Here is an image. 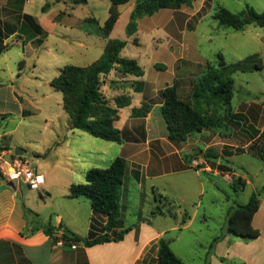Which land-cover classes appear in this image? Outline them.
Instances as JSON below:
<instances>
[{"label":"crops","instance_id":"0c3cea01","mask_svg":"<svg viewBox=\"0 0 264 264\" xmlns=\"http://www.w3.org/2000/svg\"><path fill=\"white\" fill-rule=\"evenodd\" d=\"M28 1L0 0V22L3 24L4 32L8 33L5 28L8 25L21 26L23 18H20V15L29 14L36 19L47 33V36L40 44H36L40 35L31 38L19 31L11 33L5 38V43L9 44V48L0 53V61L2 60V54L9 51L16 43L21 44L23 51L28 50L31 55L33 54L31 46L39 49L47 44L50 31L45 23L46 20L42 18L44 14L38 12L32 3L28 4ZM134 4L135 2L126 10L129 16ZM32 10L36 12L34 13ZM43 12L45 13L46 10L43 9ZM119 12L122 16V12ZM60 15L59 13L50 19L52 28L62 23L58 21ZM87 17L89 16L79 18L72 23V26L78 25L82 28L83 20ZM63 25L66 24L63 23ZM247 27L246 29H248ZM259 27V30H255V40L258 47L254 53L249 55L259 54L263 62V68L243 72L262 71L264 69V27ZM217 28L220 29V26H217ZM246 29L243 31H246ZM138 32L136 36H132L134 38L138 37ZM191 41L192 44L185 45L187 50L185 49L183 54L175 56L174 77L172 81L167 82L165 85H159L157 82L148 79L146 70L142 77L133 75L116 76L118 79L116 84L120 85L119 88L117 86L110 87L109 83L105 82L102 89L113 102L115 97L123 93L130 94L132 97L131 104L120 109V119L115 122L116 127L123 132V142L119 143L98 138L103 141L98 144L92 138L94 136L85 131L72 128L70 122L69 133L65 135L62 143H57L59 149L67 147V152L60 160L63 170L65 169L69 176L71 174L73 177L76 176L78 182H81L80 178H85L86 171L91 167H107L117 156L126 158L127 172L121 192V215L125 226H132V229L125 233L124 238L121 240H112L91 246L82 243H73L72 246H69L63 244L62 240L55 243L53 238L43 229L32 232V226L36 220L41 223L51 222L54 226L63 222L68 228L78 234L81 232L84 234L83 237H87L92 230L98 234L102 232L107 217L102 213H95L90 202H85V200L82 202L81 197L71 198L67 193L63 196L72 201L66 203L69 210L66 213L63 209H58L54 203L56 200L54 202L52 200V193L48 192L50 188L46 176L44 186L37 191L43 198V205L51 206L52 209L43 215L39 210V206L42 205L39 203L41 200H36V194L31 193L26 198L21 197L23 184L12 181L2 174L3 176L0 175V264H160L158 242L161 237H166L169 240L173 250L187 264H203L207 258L210 260V264H233L231 262L241 260L235 256L232 250L236 240L228 234L224 235L215 244L211 252L210 245L218 235H214L206 245L199 242V245L204 246L206 249L203 254L197 257L198 259L185 254L186 249L183 252L178 251L175 247L176 242L181 239L182 233L185 230L192 231L193 225L201 217L198 209L203 203L208 180L215 182L217 177L222 176L228 182L226 179L228 177L227 173L205 162L201 149L212 146L221 154L217 164L226 159L231 160L233 164L235 156L239 154L237 148L241 146L233 142L223 141L220 136L222 134L213 130L195 133L185 142H176L169 137L167 122L160 113L163 101L161 91L166 85L173 84L175 79L179 78L180 93L189 92L190 79L200 72L198 66L211 62L199 54L197 40L192 38ZM81 44H84V42L82 41ZM28 57L26 58L29 59ZM184 58L192 62L186 63L187 67H184L180 74L177 62ZM32 59L36 60L37 58ZM156 63H154V66ZM23 67H20L21 70L17 73L8 66V77L0 75L1 123L2 120L8 119L12 114L11 111H8L11 102L14 105H21L22 116L33 113L21 101L23 95L17 90L16 84L22 76ZM1 69L5 71V68L2 67ZM125 79L143 80L144 87L141 91H134L129 85H124ZM144 101L151 104V110L145 116L134 115V109L141 107ZM233 108L236 112L244 114L250 124L253 125L257 122L260 125H255V127L261 130L264 129V99L251 102L240 99L237 104H233ZM6 133L8 132L5 131L0 134V137L2 138ZM226 145L228 146L227 149ZM11 150H1L0 156L10 159L9 152ZM230 152H232V155H228ZM21 155L23 158L25 157L24 150ZM45 155L41 154V156ZM46 163L44 162V164ZM101 163L105 165H101ZM32 164L35 165L30 162L31 166ZM47 165L49 167V164L45 166ZM43 166L35 165V167H32L44 174L41 169ZM233 174L235 175V172ZM72 176L71 181L67 180L65 182L67 188H70L74 183ZM42 190L47 193L46 196L43 195ZM161 195L175 200L179 204L177 217L155 212ZM62 200L63 198L58 201ZM215 200V197L211 199L212 202H215ZM192 206H195L196 209L192 215L189 213L190 218L185 220V212H189L188 208ZM231 207L229 206L228 210ZM263 207L264 202L261 201L260 208L253 220L254 226L256 217ZM29 209L36 212L37 215L27 211ZM207 215L205 211L203 220L198 222L208 223ZM130 217H136V219L128 221ZM161 218L171 220H165L169 222L165 226H161ZM93 222L96 225L95 228H92ZM225 254L230 260L229 263L223 261Z\"/></svg>","mask_w":264,"mask_h":264},{"label":"rangeland","instance_id":"374dc122","mask_svg":"<svg viewBox=\"0 0 264 264\" xmlns=\"http://www.w3.org/2000/svg\"><path fill=\"white\" fill-rule=\"evenodd\" d=\"M134 2L135 0H131L127 4L116 5L118 10L122 12V16L119 13L108 37L126 40L127 45L122 54L125 57L137 59L147 71V78L159 85H165L172 81L175 56L185 52V45L192 44V38L197 40L199 54L212 63H216L217 53L220 51L227 61L235 62L245 59L249 54L254 53L258 47L255 40V30L260 28L258 25L252 23L248 25L246 31H239L220 26L213 15L219 6L239 13L247 5H251L261 12L264 11V0H195L191 7H183L177 11L161 9L151 16L139 19L138 37L135 38L136 34L129 36L126 31L130 19L126 10ZM31 3L38 12L44 14L42 18L46 20L45 23L50 31L47 44L39 49L31 46V52H33L31 55L28 50L23 51L21 44L16 43L9 51L2 54L0 75L8 77V66L17 73L21 70L20 67L24 66L22 76L16 85L18 92L23 95L21 101L33 113L22 116L21 105H14L11 102L8 111H11L12 114L8 119L2 120L0 125V134L5 131L8 132L2 138L0 137V145L4 149H12L13 152L16 148H22L25 157L20 155L21 158L35 165L45 166L49 164V167L48 165L41 167L50 188L48 192L52 193L53 202L56 200L55 206L67 213L69 206L66 203L72 201L68 197L64 198L63 195L65 193L69 195L70 188L65 186V182L71 181L72 174L69 176L60 164L64 153L67 152V147L59 149L57 143H62L65 135L69 133L70 116L63 109L62 92L51 85V80L60 73L61 68L66 64L88 65L100 57L107 39L97 34H88L78 25L72 26V23L79 18L93 15L98 18L101 24H104L110 15L113 3L110 0H88L84 4H75L72 0H29L28 4ZM44 8H46L45 13L43 12ZM32 11L36 12L35 10ZM59 13L61 15L58 21L62 23L52 28L50 19ZM217 26H220V29ZM89 28L92 29L93 26ZM82 41L84 44H81ZM32 58L37 59L33 60ZM23 60H25L24 63H22ZM156 62H159L158 64L162 69H157L154 66ZM190 62L192 61L185 58L179 63L177 62L180 74L184 67H187L185 64ZM2 67L5 68V71L1 69ZM116 76L119 75L113 71L107 77V83L110 85L111 81L117 80ZM233 76L236 80L233 104H237L240 99L250 102L264 99V69L253 72L237 71ZM127 82L129 85L130 81ZM29 102L31 103L29 104ZM253 125L259 126L260 124L256 122ZM220 136L223 141L233 142L248 148L250 139L241 131H238L231 138L223 134ZM92 138L98 144L103 142L97 137ZM41 154L46 155L41 156ZM9 155L14 156L10 152ZM44 162L47 163L44 164ZM35 165L32 164L34 167ZM101 165L105 164L101 163ZM232 166L233 170L225 172L228 174L226 178L228 182L222 176L217 177L215 182L208 180L203 203L198 209L201 217L193 225L192 231L185 230L182 233L181 239L175 244L178 251H185L186 249L185 252L183 251L185 254L197 258L206 249L204 246H200L199 242L206 245L214 235L227 234L226 219L229 206L246 203L253 192H259L260 201L264 202V161L249 152H244L235 156ZM234 176H242L246 179V187L235 190L231 184ZM74 177L72 181L80 183L77 177ZM84 179L80 178V181L84 182ZM31 193L36 194V200H41L39 203L42 205L39 206V210L43 215L52 209L51 206L43 205V198L37 190H30L23 184L21 197L26 198ZM42 193L44 196L47 195L44 190ZM213 197L216 199L215 202L211 201ZM62 198V201H58ZM81 198L82 202L83 200L89 202L86 197ZM35 203L37 202L35 201ZM195 209L196 207L192 206L188 208V211L192 215ZM205 211L208 214L207 220L209 222H198L203 220ZM135 219L136 217H130L128 221ZM161 220V226H165L169 222L165 220L171 219L161 218ZM255 226L261 231V235L256 239L243 240L231 235L236 240L232 250L235 256L241 259L231 263L264 264V207L256 217ZM79 234L84 235L81 232ZM223 261L230 262L226 254Z\"/></svg>","mask_w":264,"mask_h":264},{"label":"trees","instance_id":"16d2710c","mask_svg":"<svg viewBox=\"0 0 264 264\" xmlns=\"http://www.w3.org/2000/svg\"><path fill=\"white\" fill-rule=\"evenodd\" d=\"M72 1L75 4L88 2V0ZM110 1L113 6L104 24H101L95 16L85 18L82 24V28L88 33L97 34L107 39L100 57L88 65H64L60 73L51 80V85L62 92L63 109L70 116L72 128L85 131L100 139L121 143L124 141L123 132L116 127L115 122L120 119V109L130 105L132 97L130 94L123 93L115 97L113 102L102 88L107 77L113 71L117 75L142 77L145 74V69L137 59L122 55V51L127 45L126 40L108 37L119 17L120 12L116 5L127 4L131 0ZM194 1L135 0L126 27L127 34L132 36L138 32L139 19L142 17L151 16L161 9L177 11L183 7H191ZM44 9L46 10V8ZM21 17L23 18L21 26L8 25L5 27L8 33L4 32L3 24L0 22V53L9 48V44L5 43V38L16 31L31 38L40 35L36 44H40L47 36L45 30L32 15L23 14L20 15ZM213 17L220 26L239 31L245 30L252 23L264 27V11L260 12L251 5H247L239 13L219 6ZM91 26H93L92 29L89 28ZM24 62L25 60L22 61V63ZM155 67L162 69L158 63L155 64ZM198 67L200 72L190 79L189 92L180 93L179 78H176L173 84L166 85L161 91L163 101L160 113L167 122L170 139L176 142H185L191 135L204 130H213L231 138L241 131L250 140L248 148L239 146L237 153L249 152L264 161V129L261 130L250 124L244 114L236 112L233 108L236 89L234 73L262 69L263 62L260 55L252 54L245 59L229 63L224 54L218 52L216 63L208 62ZM127 81H130L129 86L134 91H141L144 87L143 80L125 79L124 85H127ZM117 82L118 79L111 81L110 87L117 86L119 88L120 85H117ZM150 110L151 104L144 101L141 107L134 109L133 114L145 116ZM3 149L4 147L1 145L0 151ZM201 151L205 162L210 163L212 167L224 173L227 170H233L231 160L226 159L217 164L221 154L214 147L210 146L201 149ZM228 155H232V152ZM126 172V158L117 156L107 167H91L85 173L84 182L73 183L70 186L69 197H86L95 213H102L107 217L106 224L99 234L92 230L89 236L83 237L68 228L63 222L54 226L51 222L41 223L39 220L33 223L32 232L43 229L55 243L62 240L63 244L69 246H72L73 243L91 246L123 239L125 233L132 229V226H125L121 215V192ZM0 175L3 176L1 169ZM231 184L235 190H240L246 187L247 181L242 176H234ZM260 204V193L253 192L246 203L233 205L227 212V234L243 240L258 238L261 231L254 226L253 220ZM178 208L179 204L175 200L161 195L155 212L177 217ZM27 211L37 215L30 209ZM187 218H190V214L186 211L184 219ZM95 227L93 222L92 228ZM223 237L224 234H221L214 238L210 245V252ZM158 246L160 264H187L176 254L166 237L159 239ZM203 264H210V260L207 258Z\"/></svg>","mask_w":264,"mask_h":264},{"label":"built area","instance_id":"2783aa9c","mask_svg":"<svg viewBox=\"0 0 264 264\" xmlns=\"http://www.w3.org/2000/svg\"><path fill=\"white\" fill-rule=\"evenodd\" d=\"M10 159L0 156V169L2 174L19 184H25L30 190H40L46 180L45 175L34 169L28 160H24L20 155L15 154L12 150Z\"/></svg>","mask_w":264,"mask_h":264},{"label":"water","instance_id":"95a60500","mask_svg":"<svg viewBox=\"0 0 264 264\" xmlns=\"http://www.w3.org/2000/svg\"><path fill=\"white\" fill-rule=\"evenodd\" d=\"M22 152H23L22 148H16V150H15V154H17V155H21ZM11 184H13V183L11 182Z\"/></svg>","mask_w":264,"mask_h":264}]
</instances>
